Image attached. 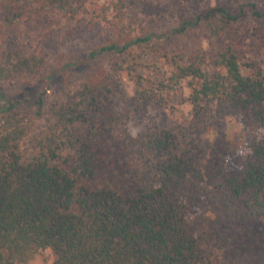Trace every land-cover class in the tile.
Instances as JSON below:
<instances>
[{"label": "trees", "instance_id": "trees-1", "mask_svg": "<svg viewBox=\"0 0 264 264\" xmlns=\"http://www.w3.org/2000/svg\"><path fill=\"white\" fill-rule=\"evenodd\" d=\"M87 1L95 16L128 34L89 57L111 52L120 61L54 100L39 94L32 103L38 130L0 89V264L26 262L45 248L54 264H207L208 254L228 246L209 213L224 225L264 218V137L251 141L232 171L221 150L197 137L217 116L264 129V74L255 59L243 63L248 75L240 69L242 21L264 20V0L193 15L184 6L172 12L177 24L167 32L135 23L145 18L137 15L141 0H0V30L47 11L73 19ZM197 29L220 43L201 53L166 49L167 68L134 62L145 47L165 48ZM45 56L38 47L0 44V82H31ZM184 88L189 119L135 139L128 134L133 113L149 105L163 112L167 96Z\"/></svg>", "mask_w": 264, "mask_h": 264}, {"label": "rangeland", "instance_id": "rangeland-1", "mask_svg": "<svg viewBox=\"0 0 264 264\" xmlns=\"http://www.w3.org/2000/svg\"><path fill=\"white\" fill-rule=\"evenodd\" d=\"M244 1L246 0H141L137 15L145 18L135 23L140 24L139 27L153 25L158 31L167 32L177 24L172 12L181 10L184 6L182 12L189 11L193 15L192 13L205 12L216 5L237 7ZM113 14L114 12L110 11L108 19H111ZM160 14L167 16L160 17ZM95 15L90 1H87L73 19L58 10L47 11L42 16L31 14L21 19L8 32L0 30L2 47L4 45L28 51L32 47H38L46 55L45 65L38 73V77L31 82H0V89L5 95L19 102L18 108L24 110L27 116L26 123L30 128L38 130L42 124L41 120L34 117L32 106L39 94L44 93L47 100H54L84 82L99 79L109 71L115 61H120L119 56L111 52L89 57L92 51L102 46L113 42L123 43L124 36L128 35L123 30L117 32L111 24L112 21L110 23ZM150 17L159 22L157 24L150 22ZM242 27L243 42L241 41L240 44L244 56L240 59L241 72L243 75H248L249 69L243 63L255 59L264 74V20L248 18L242 21ZM219 43L218 39L205 38L198 29L192 30L187 33L185 40H180L178 43L164 42L165 48L157 50V45L151 49L149 46L145 47V56L137 58L134 62L139 68L144 69L154 61L159 66L167 68V61L162 57L166 49L193 50L201 53ZM123 84L130 89L128 80ZM187 93L188 89L184 88L182 93L168 95V104L163 112L159 107L149 105L145 112L133 113L126 124V129L131 122L141 128L137 136L141 137L147 132L157 133L163 123L174 127L184 122L192 114L190 105L184 100ZM197 137L206 140L210 147L221 150L225 155L227 169L232 171L239 168L240 158L249 151L251 141L264 137V129L244 125L238 116H217L203 132L197 134ZM108 154V147H104L102 156L106 158ZM195 192L194 185L187 190L188 194ZM188 197L189 195L186 200L190 203ZM209 214L212 216V221L227 236L228 246L226 250L214 249L208 254L207 264H264V218H255L245 224L224 225L220 215ZM192 218L193 213L188 212L187 219ZM55 258L53 252L45 248L35 251L26 262L15 264H54Z\"/></svg>", "mask_w": 264, "mask_h": 264}, {"label": "clouds", "instance_id": "clouds-1", "mask_svg": "<svg viewBox=\"0 0 264 264\" xmlns=\"http://www.w3.org/2000/svg\"><path fill=\"white\" fill-rule=\"evenodd\" d=\"M128 134L135 139L141 132V128L133 125L131 122H129L127 126Z\"/></svg>", "mask_w": 264, "mask_h": 264}]
</instances>
